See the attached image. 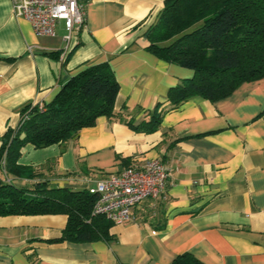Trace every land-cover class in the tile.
I'll list each match as a JSON object with an SVG mask.
<instances>
[{"label": "crops", "instance_id": "obj_1", "mask_svg": "<svg viewBox=\"0 0 264 264\" xmlns=\"http://www.w3.org/2000/svg\"><path fill=\"white\" fill-rule=\"evenodd\" d=\"M165 0H93L83 28L37 36L0 0V146L27 104L52 102L85 68L108 63L119 82L115 109L139 124L172 87L194 72L158 58L145 33ZM160 159L171 171L163 198L145 200L133 219L88 241L60 240L68 216L0 217V264H172L184 254L204 264H264V78L217 102L192 97L163 115L153 133L100 117L61 145L22 149L19 164L40 170L35 181L91 189L128 167Z\"/></svg>", "mask_w": 264, "mask_h": 264}, {"label": "trees", "instance_id": "obj_2", "mask_svg": "<svg viewBox=\"0 0 264 264\" xmlns=\"http://www.w3.org/2000/svg\"><path fill=\"white\" fill-rule=\"evenodd\" d=\"M148 49L158 58L194 72L168 93L169 107L158 104L149 121L135 124L116 111L119 82L108 63L89 66L73 76L39 109L27 104L21 120L9 127L0 146V217L68 216L64 239L88 241L113 224L94 215L97 196L89 189L57 187L46 180L17 186L9 178L35 181L38 168L19 164L22 149H44L76 138L100 117L153 133L163 115L192 97L217 102L242 84L264 78V0H165L157 20L146 31ZM172 264H204L189 254Z\"/></svg>", "mask_w": 264, "mask_h": 264}, {"label": "built area", "instance_id": "obj_3", "mask_svg": "<svg viewBox=\"0 0 264 264\" xmlns=\"http://www.w3.org/2000/svg\"><path fill=\"white\" fill-rule=\"evenodd\" d=\"M92 1L12 0L15 16L28 20L37 36L55 37L58 25L63 23L68 43L72 42L73 33L85 25L86 7ZM39 109L43 110V105H39ZM170 178V169L160 159L103 178L89 189L97 196L93 214L106 217L114 225L129 223L135 206L165 196Z\"/></svg>", "mask_w": 264, "mask_h": 264}]
</instances>
